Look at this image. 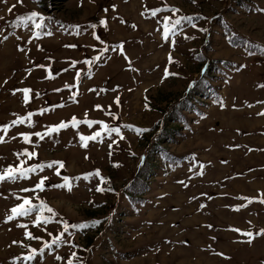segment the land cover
<instances>
[{
	"label": "rangeland",
	"instance_id": "obj_1",
	"mask_svg": "<svg viewBox=\"0 0 264 264\" xmlns=\"http://www.w3.org/2000/svg\"><path fill=\"white\" fill-rule=\"evenodd\" d=\"M157 7L156 16L146 11ZM171 7L180 11L174 14ZM259 7L264 0H0V124L14 114L34 113L31 125L25 121L8 130L0 143V167L18 163L15 153L24 148L37 152L25 166L54 160L65 165L59 176L58 165L45 166L27 179L0 183V264H67L73 251L74 264H264V237L249 244L232 230L264 227V117L257 115L264 111V87L257 86L264 84V13L256 11ZM30 11L43 18H37L40 29L17 19ZM185 15L193 20H182L165 40L164 16L174 21ZM166 67L176 75L165 78ZM23 87L32 90L27 104L22 93L13 94ZM73 116L119 127L124 139L102 131L82 147L78 133L92 135L100 130L98 123L69 125L43 140L32 135V143L17 135L43 133ZM125 125L148 131L136 133ZM95 169L106 178L103 183L96 175L85 178ZM200 171L203 175H196ZM40 176L48 177L43 191H21ZM63 176L70 178L71 190L49 186L62 183ZM97 185L105 191H96ZM24 195L33 203L44 200L57 216L40 227L31 223L35 212L5 223L8 210L20 202L16 197ZM241 204L245 207L235 210ZM92 220L101 223L63 230V221ZM18 223L43 239H28ZM62 232L58 243L24 260L30 249L23 245L39 249Z\"/></svg>",
	"mask_w": 264,
	"mask_h": 264
},
{
	"label": "snow or ice",
	"instance_id": "obj_2",
	"mask_svg": "<svg viewBox=\"0 0 264 264\" xmlns=\"http://www.w3.org/2000/svg\"><path fill=\"white\" fill-rule=\"evenodd\" d=\"M19 2L22 3V0H19ZM192 3L196 4L197 0H192ZM12 7L14 8L15 5H13ZM111 7H112V9H115L116 5L113 4ZM163 7L168 8L169 6L167 4H164ZM8 10L11 11L12 9L9 8ZM104 11L107 12L108 9L106 8V9H104ZM146 11L150 12L152 16H156V14L161 11V8H159V7L151 8V9H146ZM170 11L175 14V13H178L180 11V9L176 8V7H171ZM256 11L259 13H264V7H259L256 9ZM141 15H143V13H141ZM37 18H40L41 20L43 19L40 16V13L37 11H30L27 14V16L17 17V19H23L25 21H31L36 29H40L43 25H42V23L37 22ZM182 20H187V21L191 22L193 20V17L188 16V15L178 16L174 21H172L169 16H164L165 23L163 26V37L165 40H167L169 38V34L172 31V29H174L177 25H179ZM121 22L123 23V21H121ZM100 24L106 25L107 21L105 19H101ZM132 26L136 27V25H132ZM193 26L195 27L194 24H193ZM93 27H95V25H93ZM200 31L201 32H207L208 30L206 28H201ZM34 35H39V32L34 33ZM4 39L7 40L8 37L5 36ZM97 39H100V38L97 37ZM103 43L104 42L101 40V44H103ZM171 44H172V47H174L175 46V40H173L171 42ZM17 47L19 48V50L21 52L25 51L23 48H20L19 45ZM119 50L121 51V53L124 52L123 44L119 45ZM96 59H99V57H93V61ZM125 59L128 60L129 58L125 55ZM93 61H85V63L90 64ZM168 62L169 63L173 62V57H172L171 53L168 54ZM129 63H130V61H129ZM36 67L44 68L45 65H36ZM245 67H246V65H244V64L240 65V68H245ZM28 71L30 73L31 69H29ZM163 75L166 78V77L171 76V75H176V73L170 72L168 70V68L166 67L164 69ZM48 76L49 77L52 76L51 71H49ZM77 76H79V73H77ZM6 83H7V81L5 80L4 84H6ZM194 83L195 82H193V84ZM193 84H189L188 87L191 88L193 86ZM0 86H3V85H0ZM257 86L258 87H264V84H258ZM65 87H69V85L65 84ZM31 91L32 90L30 88L23 87L20 89H15L13 94H15V92L22 93L23 102L25 104H27L30 100L29 93ZM54 91H59V89H54ZM37 95H38V93H37ZM115 99H116V102L119 103V97H116ZM217 103H219V106L221 108L226 107L223 100H217ZM249 106L251 107V105H249ZM262 106H264V102H262ZM53 107H55V106H53ZM95 107L97 109H99V108H101V105L97 104V105H95ZM146 107H147V105H146ZM44 111H47V109H40L41 113H43ZM14 115H15V119H12L7 123L0 124V131H3V133H4L3 135H0V143L5 142V137L8 134V130L12 126L17 125L18 123H24L25 121H27V123L29 125H31L33 123L32 119H31L32 116L34 115L33 112H28L24 116L16 115V114H14ZM109 115L113 116V118H115V114L109 113ZM257 115L264 117V111H258ZM80 123H85L89 127H91L93 124H96V123L101 125L100 130L93 133L92 135L86 136V135L78 133L82 147L87 148V142L90 140H94L97 137H99L100 133L102 131H107L109 133H116L120 139H124V136L121 134V129L119 127L109 128L103 121H95V120H90V119H84L81 121V120L77 119L75 116L71 117L67 121H60L59 123L48 126L44 130L43 133H41V132H35V133L21 132V133H18L17 135L21 136L24 142L32 143V141L30 139V137L32 135H35L36 137H39L41 140H43L44 137L50 135L53 132H58L60 129L68 128L69 125L73 128H76ZM125 127L134 128L136 133H143V132L148 131V129L135 127L133 125H125ZM237 131H239V129H237ZM13 139H15V137H13ZM113 143H115V141H113ZM226 146H228V147H239V145H226ZM108 147L111 148L112 144H109ZM251 150L252 149H249V151H251ZM132 154L135 155V153H132ZM108 155H111V153L109 152ZM15 156H16L18 163H15V164L10 163L4 167H0V183L5 182V181H15L17 179H27V178H29L30 173H35L38 170L42 171L45 166L48 168H53L54 165H58V167L55 168V173L57 176H59L60 175V169H62L65 166L64 161H62V160L50 161L47 163V165H45L44 163H33V164H28L27 166H25L27 159H31V158L37 156V152L35 150L29 151L28 148H24L22 151L16 152ZM87 158L88 157L86 156L85 159H87ZM209 163H211V162L209 161ZM222 163H227V161H222ZM114 166L119 167V164L118 163L114 164ZM200 167H201V169H203L204 166L201 165ZM92 175L99 176L102 183L106 179L105 177L100 175V169H95L94 172L84 174L86 179ZM196 175H203V172L200 171V172L196 173ZM78 178L79 177H77V179ZM47 180H48L47 176H40L38 181L32 187H24L21 189V191L24 193H35L36 190L43 191L45 186H46ZM69 181H70V178L68 176H63L62 177V183L51 184L49 186L53 187V188L68 187L69 190H71V185H70ZM179 183L181 185H183L184 187H187V185H185L183 181H179ZM109 190H111V189H109ZM96 191L103 192V191H105V189L103 187H100L99 185H97ZM16 199L20 202L16 203L14 206H12L8 210V213L4 217L5 223L14 221V220H16L17 217H28L31 213L35 212V218L31 220V223L36 227H40L42 225H44V226L48 225V223L55 216H57V213L54 211V209L52 207H50L44 200L39 199V197H37L38 203H33V199H32L31 195L17 196ZM192 199H195V197H192ZM244 199H247V200H249V202H251L252 198L244 197ZM89 203H91V201H89ZM261 203H264V200H261ZM199 207L203 208L204 205L201 204ZM241 207H245V205L241 204L239 206H236L235 210L238 211ZM45 213H48V214L45 215ZM62 223H63L64 232H67L70 227L71 228H77V229H85V228H88L89 225L94 227V226L100 224L101 221L100 220L84 221V222H80L77 224H71V225L67 221H63ZM16 226L19 228H22L24 230V236L27 237L28 239H35V240H42L43 239L40 236H34L33 233L31 231H29L28 225L25 223H18ZM207 227L211 228L212 225L209 224V225H207ZM44 230L47 231V228L45 227ZM232 230L237 232V233H241L242 236L245 237V240L243 242H246L249 244H251L253 242V240L257 237H264V227H260L256 231L242 230L238 227L233 228ZM48 235L51 236L52 233L49 232ZM61 236H63V232L60 233V235L54 237L52 241H44L42 247H40L39 249L33 248L30 245H23L22 241L13 240L12 243L13 244L20 243L24 247H28L30 250L26 254H24L23 258H24V260L31 261V260H33L34 257L37 256L38 253L43 254V252L46 248H49L53 244L58 243L61 239ZM213 239H215V237H213ZM69 243H70V241H69ZM73 247H79V246L73 245ZM217 255L224 256L225 254L223 252H218ZM76 256H77V253L75 251H73L71 253V256L67 260V264H74V261L72 258L76 257ZM55 258H56V260H62L63 259V257H61L59 255H57ZM14 259H19V258L14 257ZM81 264H83L82 261H81Z\"/></svg>",
	"mask_w": 264,
	"mask_h": 264
},
{
	"label": "trees",
	"instance_id": "obj_3",
	"mask_svg": "<svg viewBox=\"0 0 264 264\" xmlns=\"http://www.w3.org/2000/svg\"><path fill=\"white\" fill-rule=\"evenodd\" d=\"M149 175V173L147 174V176Z\"/></svg>",
	"mask_w": 264,
	"mask_h": 264
}]
</instances>
